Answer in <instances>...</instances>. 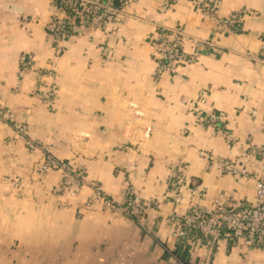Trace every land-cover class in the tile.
I'll return each instance as SVG.
<instances>
[{
  "label": "crops",
  "instance_id": "1",
  "mask_svg": "<svg viewBox=\"0 0 264 264\" xmlns=\"http://www.w3.org/2000/svg\"><path fill=\"white\" fill-rule=\"evenodd\" d=\"M123 1L121 24L68 43L56 59L55 77L39 80L22 71L21 60L31 56L44 69L53 58L44 28L52 0H0V105L106 192L132 185L143 197L165 200L161 211L151 212L147 234L130 219L86 208L89 187L66 198L68 207L57 205L50 191L60 173L39 183L42 154L0 123V264H264V251H246L227 237L213 247L198 235L176 243L167 221L174 209L168 179L179 168L187 180L180 210L210 205L223 189L254 199L252 180L218 173L199 153L252 165L246 144L264 145V0H206L217 4V17L249 12L236 32L218 31L216 20L204 18L192 0H117V6ZM177 23L207 45L194 63L155 82L150 39L157 27ZM193 49L185 42L187 54ZM51 82L58 87L52 112L32 95ZM210 113L220 116L221 131L201 126ZM10 175L30 183L10 191L3 182ZM192 187L201 195L193 197Z\"/></svg>",
  "mask_w": 264,
  "mask_h": 264
},
{
  "label": "built area",
  "instance_id": "2",
  "mask_svg": "<svg viewBox=\"0 0 264 264\" xmlns=\"http://www.w3.org/2000/svg\"><path fill=\"white\" fill-rule=\"evenodd\" d=\"M116 2L117 0H52V13L44 28L47 44L54 53L53 58L44 69L36 68L31 56L22 58V71H33L39 80L46 76L55 77L56 59L63 55L68 43L80 39L89 31L104 29L123 22L127 2L121 3L122 8L117 6ZM191 5L204 18H214L220 32L238 31L243 23L244 15L249 13L237 11L217 17L216 3L192 0ZM168 7L169 4L166 3L164 9ZM187 41L193 44L194 49L191 54H187L184 50V44ZM150 45L154 61L152 77L155 82H158L166 76H173L180 64L194 63L200 49L207 45V42L190 38L184 25L177 23L172 27H157L150 39ZM57 91L56 83L51 82L46 85L45 90H35L32 95L52 112L56 110ZM255 115L256 112L250 113V116ZM0 123L10 126L16 139L21 140L29 151H38L42 154L44 161L35 169V176L39 183H44L52 171L60 173V181L50 191V194L56 198L57 205L68 207L66 198L78 197L84 187H89L91 194L84 201L86 208L99 207L115 217L130 219L143 232L150 234V214L151 212L159 213L165 200L143 197L132 185H126L119 194L106 192L99 182L88 178L84 169L58 158L53 153L51 145L33 138L27 126L15 120V111L11 108L0 105ZM200 124L213 131L222 129L221 118L217 113L202 117ZM246 145L252 157V165L251 163L244 165L237 158L207 156L204 151H200L199 155L208 157L210 167L220 174L230 175L238 180H252L253 201L238 199L235 190L223 189L212 199L210 205L195 202L189 204L186 209L180 210L178 206L182 204V191L187 180L182 168L173 172L168 179V186L174 209L168 215L167 221L170 235L176 243H183L198 235L197 240H201V243L204 242L208 247H213L219 240L227 237L231 245L246 251H264V145H255L250 141ZM3 182L10 191L19 192L27 187L30 179L10 175L5 177ZM197 190L196 187L190 188L193 197L201 195L197 193ZM156 218V216L153 217L154 220ZM173 256L177 259L176 255Z\"/></svg>",
  "mask_w": 264,
  "mask_h": 264
},
{
  "label": "rangeland",
  "instance_id": "3",
  "mask_svg": "<svg viewBox=\"0 0 264 264\" xmlns=\"http://www.w3.org/2000/svg\"><path fill=\"white\" fill-rule=\"evenodd\" d=\"M0 183H1V179H0Z\"/></svg>",
  "mask_w": 264,
  "mask_h": 264
}]
</instances>
